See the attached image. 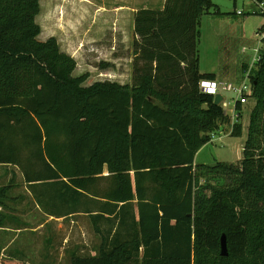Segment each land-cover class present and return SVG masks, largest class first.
Returning a JSON list of instances; mask_svg holds the SVG:
<instances>
[{
  "label": "trees",
  "instance_id": "trees-1",
  "mask_svg": "<svg viewBox=\"0 0 264 264\" xmlns=\"http://www.w3.org/2000/svg\"><path fill=\"white\" fill-rule=\"evenodd\" d=\"M213 8L166 0L140 9L132 83L87 86L55 38L39 39L40 0H0V164L21 170L43 212L111 222L105 233L96 223V255L74 249L71 264H264V59L251 76L241 164H195L230 123L200 88L215 79L200 71L198 51L202 18L222 16ZM10 189H0L4 208ZM81 198L94 207L81 211Z\"/></svg>",
  "mask_w": 264,
  "mask_h": 264
},
{
  "label": "rangeland",
  "instance_id": "rangeland-1",
  "mask_svg": "<svg viewBox=\"0 0 264 264\" xmlns=\"http://www.w3.org/2000/svg\"><path fill=\"white\" fill-rule=\"evenodd\" d=\"M257 1L212 0L214 8L211 13L220 11L222 16L206 15L202 19L200 69L206 71L208 67L215 65L220 71L222 86L242 84L246 77L245 69L250 67L254 49L259 46L258 33H264V15L259 12ZM165 2L166 0H40L41 12L37 17V23L41 27L39 39L47 41L55 38L61 50L76 60L75 76H87V86L105 81L131 84L135 41L139 39L134 32L135 13L140 9H163ZM240 12L242 15H239ZM245 48L247 52L243 51ZM221 93L226 101L232 100V94ZM254 103L251 99L249 105L242 107L239 119H233V108L229 107L227 111L231 115H228L230 123L221 126L220 133L213 134L214 138L197 153L196 163L241 164ZM237 122L242 124V136L226 135L228 130H233L232 124ZM220 136L223 138L218 140ZM10 173L13 176L8 182L11 189L6 202L7 208L0 206V211L19 218L9 220L10 224L31 223L33 230L13 234L15 244L5 254L13 255L17 249L19 253L13 259L25 264H71L70 251L74 249L81 255H96L93 251L102 242L101 234L95 230L96 223L105 233L111 222L107 219H95L94 216L81 212L80 216H71L65 220L49 219V223L42 224L44 214L35 208L33 190L28 186L31 190L29 195L21 170L11 166ZM229 176L226 178H230ZM28 201L32 203L30 210ZM22 204L25 207L20 208ZM50 206L53 210L61 208L60 205ZM78 206L81 211L94 207L89 202L86 203L84 198L80 199ZM14 207L18 212H11ZM67 207L69 206L66 205ZM24 244L31 248L26 249Z\"/></svg>",
  "mask_w": 264,
  "mask_h": 264
},
{
  "label": "crops",
  "instance_id": "crops-1",
  "mask_svg": "<svg viewBox=\"0 0 264 264\" xmlns=\"http://www.w3.org/2000/svg\"><path fill=\"white\" fill-rule=\"evenodd\" d=\"M201 22H202V20H201ZM200 27H201V25H200ZM200 36H201V29H200ZM199 43H200V41H199ZM198 51H199V45H198ZM199 69H200V53H199ZM245 70H247V69H245ZM200 71H201V69H200ZM201 72L213 74L215 76V79L213 81H215L219 86L221 84H223V83H220V71L218 70V68L215 65L210 66V67H208V69H206V71H201ZM227 132H229V133H227L226 135H229V136L232 135L231 129L228 130ZM219 133H220V131H219ZM222 133H225V132L222 131ZM222 136H224V135L222 134ZM222 136H220L218 140L222 139L223 138ZM195 164H198V163H196V159H195ZM9 166L11 167V165H1L0 164V189L3 187H9L8 182L10 181L11 176H13V174L10 173V167ZM14 168H15V166H14ZM22 178H23V176H22ZM24 184L27 187V191H28L29 195H31L30 190L28 188V184L26 182H24ZM15 199L16 198H14V200ZM22 199L23 198H20V200H22ZM17 200H19V198ZM28 203H29L28 208L30 210L32 207V203L29 201H28ZM26 204H27V201H26ZM35 205H36L35 208H37L41 212V214H44V220H43L42 224L49 223L48 222L49 219H54V220L64 219L65 220V218H66V217H58L56 215L51 216L48 213H45L42 210H40V208L38 207L37 204H35ZM21 207H25L24 204H22L20 206V208ZM6 212H8V211H6ZM11 212H18V209H16V208L12 209ZM74 216H80V214H74L72 217H74ZM11 219L19 220L18 217L15 218L14 216H8L7 213L0 211V258L12 257V258L16 259L17 256H15V255H17V253H19L17 249L14 250L13 255L5 254V252L9 251V249L15 244L14 243L15 239L13 237V234L32 232V230H33V228L31 227L32 226L31 223L23 222V224L21 223L18 225H12L9 223V220H11ZM24 243H26V242H24ZM24 245L26 246V249L31 248V246H29L28 244L27 245L24 244Z\"/></svg>",
  "mask_w": 264,
  "mask_h": 264
},
{
  "label": "built area",
  "instance_id": "built-area-1",
  "mask_svg": "<svg viewBox=\"0 0 264 264\" xmlns=\"http://www.w3.org/2000/svg\"><path fill=\"white\" fill-rule=\"evenodd\" d=\"M258 6L260 8L259 12L261 14H264V5L258 4ZM239 15H242V13L240 12ZM258 38H259V46L254 49V58L252 60L250 67L245 71L246 77L245 80L242 82V84L240 85L226 84L223 86L222 85L219 86L215 81H211V80H204L200 83V88L203 93L212 95L213 97H215L217 94L222 95L221 104L223 106V109L225 110V113L228 116L230 115V113L227 110L231 106V108H233L232 109L234 116L233 119H239L241 117L242 110L241 111L238 110V105H241V107L249 105V101L252 99L251 97L253 93L252 82H251L252 72L254 70H257V68L263 62L264 59V33L262 32L258 33ZM243 51L247 52V49L245 48ZM221 91L232 94L233 95L232 100L226 101ZM232 125L234 126V124Z\"/></svg>",
  "mask_w": 264,
  "mask_h": 264
},
{
  "label": "water",
  "instance_id": "water-1",
  "mask_svg": "<svg viewBox=\"0 0 264 264\" xmlns=\"http://www.w3.org/2000/svg\"><path fill=\"white\" fill-rule=\"evenodd\" d=\"M214 99H215L214 103L216 105H220L222 102V95L217 94ZM221 253L223 256H228V247L225 236L222 237V241H221Z\"/></svg>",
  "mask_w": 264,
  "mask_h": 264
}]
</instances>
